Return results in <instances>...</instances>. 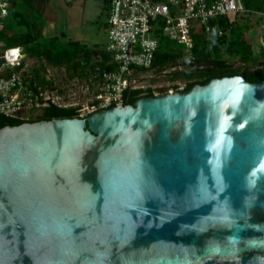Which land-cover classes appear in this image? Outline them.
Wrapping results in <instances>:
<instances>
[{
    "label": "water",
    "instance_id": "95a60500",
    "mask_svg": "<svg viewBox=\"0 0 264 264\" xmlns=\"http://www.w3.org/2000/svg\"><path fill=\"white\" fill-rule=\"evenodd\" d=\"M0 264H264V80L0 128Z\"/></svg>",
    "mask_w": 264,
    "mask_h": 264
},
{
    "label": "trees",
    "instance_id": "16d2710c",
    "mask_svg": "<svg viewBox=\"0 0 264 264\" xmlns=\"http://www.w3.org/2000/svg\"><path fill=\"white\" fill-rule=\"evenodd\" d=\"M50 1L12 0L11 14L0 30V38L7 47L22 46L28 57L36 63L32 68L30 82L36 94L57 87L55 78L49 77V66L63 68L68 81L79 80L95 89L103 72L115 68L111 54L103 46H90L67 38L63 33H41L44 27L35 25L30 20V13L35 10L43 14ZM242 3L247 9L264 12V0H242ZM211 24V32L202 27L194 34L195 58L190 61L182 46L164 35L159 27L155 34L159 39V49L153 65L146 71L163 74L173 81L184 78L186 85L183 89H180L179 84L162 86L157 88L158 92L152 87L129 88L124 93V105L134 104L144 96L165 94L171 88L174 91L188 90L217 77L242 75L252 82L263 81L264 47L255 49L253 43L244 37L243 31L235 26L231 16L214 19ZM219 30L224 34L220 35ZM228 55L235 59H229ZM65 92L66 88L59 89V94ZM82 107V104L65 105L52 100L45 101L39 111L29 118L1 114L0 128L39 120L80 117Z\"/></svg>",
    "mask_w": 264,
    "mask_h": 264
},
{
    "label": "built area",
    "instance_id": "2783aa9c",
    "mask_svg": "<svg viewBox=\"0 0 264 264\" xmlns=\"http://www.w3.org/2000/svg\"><path fill=\"white\" fill-rule=\"evenodd\" d=\"M65 1L72 3L77 0ZM104 1L108 9V40L104 47L111 54L115 68L103 72L94 90V101L80 109V117L124 105L125 91L142 87L140 77L153 65L159 49V39L155 36L159 27L169 39L183 46V52L190 61L195 58L194 34L202 27L211 32L212 20L241 13L258 14L264 18V12L247 9L242 0ZM11 10L12 0H0V30ZM219 34L224 32L219 30ZM33 66L29 64L22 46L7 47L0 38V115L29 118L28 112L37 113L41 104L49 100L70 105L65 102L67 88L59 87L57 83L53 90L39 95L34 92L30 86ZM64 88L66 92L59 94V89Z\"/></svg>",
    "mask_w": 264,
    "mask_h": 264
},
{
    "label": "rangeland",
    "instance_id": "374dc122",
    "mask_svg": "<svg viewBox=\"0 0 264 264\" xmlns=\"http://www.w3.org/2000/svg\"><path fill=\"white\" fill-rule=\"evenodd\" d=\"M107 12L104 0H77L72 3H67L65 0H51L43 11L44 15L33 10L30 13V20L35 25L44 27L40 31L43 34L63 33L65 37L79 40L84 44L104 47L108 40ZM231 18L235 26L243 31L244 37L253 43L255 49L264 47V18L253 13L231 15ZM227 57L231 60L235 59L229 55ZM28 61L31 65L36 64L29 57ZM48 71L49 75L55 78L57 86L67 88L66 103L82 104L84 108L88 106L93 99L95 89L85 82L82 84L78 80L68 81L63 68L49 66ZM139 84L142 87H152L158 92V87H172L174 84H179L183 89L186 80L180 78L173 81L163 74L157 75L153 71H145L140 77ZM28 114L32 116L34 112H28Z\"/></svg>",
    "mask_w": 264,
    "mask_h": 264
},
{
    "label": "crops",
    "instance_id": "0c3cea01",
    "mask_svg": "<svg viewBox=\"0 0 264 264\" xmlns=\"http://www.w3.org/2000/svg\"><path fill=\"white\" fill-rule=\"evenodd\" d=\"M107 22V21H106ZM107 24V23H106ZM107 29H108V26H107Z\"/></svg>",
    "mask_w": 264,
    "mask_h": 264
}]
</instances>
